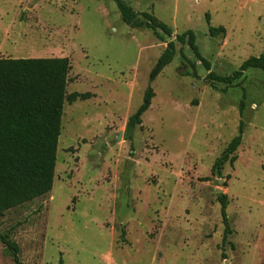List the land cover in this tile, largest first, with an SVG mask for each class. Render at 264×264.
Wrapping results in <instances>:
<instances>
[{"label":"rangeland","instance_id":"374dc122","mask_svg":"<svg viewBox=\"0 0 264 264\" xmlns=\"http://www.w3.org/2000/svg\"><path fill=\"white\" fill-rule=\"evenodd\" d=\"M123 2L168 26L166 43L193 31L209 70L185 45L150 83L166 43L124 24L113 0H0V58H67L66 94H90L64 102L51 191L0 215V232L23 264H264V73L218 89L205 79L263 53L264 0ZM240 122L235 162L212 175ZM0 264H13L1 242Z\"/></svg>","mask_w":264,"mask_h":264},{"label":"trees","instance_id":"16d2710c","mask_svg":"<svg viewBox=\"0 0 264 264\" xmlns=\"http://www.w3.org/2000/svg\"><path fill=\"white\" fill-rule=\"evenodd\" d=\"M113 1L127 26L147 29L165 43L166 38L172 37V30L151 14L141 13L140 18L123 0ZM208 30L211 36L224 32L223 27H209ZM195 40L194 32L187 30L175 35V40L168 41L149 72V82L152 83L171 64L177 53L186 60L183 52L185 45L209 70L210 65L201 56ZM176 44L180 45L178 50ZM69 69L67 58H0V215L44 196L52 189L64 102L73 103L90 97L89 93L66 94ZM248 69H259L264 73V51L242 62L230 75L209 73L205 79L215 89H218L217 84L233 86ZM153 97L154 92L148 86L140 106L127 118L126 140H132L134 130L141 125V117L149 109ZM243 128V122H240L236 136L213 163L212 175H220L225 163L235 162ZM217 199L224 244L231 234L226 215L228 199L224 194H218ZM0 242L10 253L13 264H23L18 256L19 246L8 234L0 232Z\"/></svg>","mask_w":264,"mask_h":264},{"label":"water","instance_id":"95a60500","mask_svg":"<svg viewBox=\"0 0 264 264\" xmlns=\"http://www.w3.org/2000/svg\"><path fill=\"white\" fill-rule=\"evenodd\" d=\"M120 137H121V133L118 135L117 140H119ZM220 182H221V180H218V184H220ZM217 193L220 194L221 191L220 190H217Z\"/></svg>","mask_w":264,"mask_h":264}]
</instances>
